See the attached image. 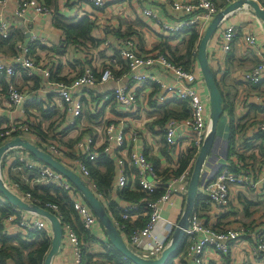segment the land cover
I'll use <instances>...</instances> for the list:
<instances>
[{
    "label": "built area",
    "instance_id": "obj_1",
    "mask_svg": "<svg viewBox=\"0 0 264 264\" xmlns=\"http://www.w3.org/2000/svg\"><path fill=\"white\" fill-rule=\"evenodd\" d=\"M125 1L135 5L140 3V0ZM157 1L170 4L174 14L180 13L177 21L163 22L159 12L152 8L142 9L143 18L160 26L166 35L174 36L181 31L195 29L201 38L214 16L235 0H220L224 4L221 8H218L213 0H193L187 3ZM104 2L92 0L93 6L97 9H101ZM6 6L7 0H0V38L3 40L10 37L13 26L4 17L3 10ZM29 9L36 15L50 18L53 16L50 8L36 0H21L14 15L20 18ZM231 16L220 23L212 37L216 40L214 47L221 53L229 52L238 37L237 25L234 22L226 23ZM253 18L262 29V22L256 17ZM259 35H261L259 31L248 29L241 39L245 49L252 52L259 62L250 70L243 72L239 81L254 86L264 82V46L260 45ZM32 42H18L13 54L7 58L0 50V77L4 79L6 86L5 92L0 90V106L5 98L6 108L13 109L10 119L5 124H0V146L15 137H20L51 155L79 176L101 203L123 241L135 254L143 259L158 258L168 245L180 219V216L173 219L163 218L162 212L168 204L171 211H174L172 204L174 197L183 203L194 161L209 130V99L197 61L193 63L191 69L186 70L174 64L162 53H140L135 38L121 39L117 47L118 57L127 67L130 84L114 87L111 91L101 94L102 99L98 103L92 104L89 94H94L95 87L116 79L114 70H120L117 57L111 56L103 64L77 69L68 75L61 76L59 73L58 77L64 78L63 80L50 81V77L58 68V63L55 64L53 60L57 57L50 55L51 53L42 57L33 56ZM197 50L198 46L192 52L196 60ZM1 56L4 59H1ZM37 75L43 83L36 89L33 88L30 79ZM161 76L170 79V82H165ZM20 77L28 79L30 83L28 89L17 86L16 80ZM141 94H146L148 98L150 96V100L142 103ZM49 95H53L58 101L50 104L48 98L46 99ZM172 100L185 102L189 114L182 119L168 118L162 125L155 124L158 109ZM84 101L88 105L87 111H84ZM37 105L53 112L52 119L55 125L62 123L59 127L60 132L64 128L76 130V134L78 132L70 149L58 144L51 133H48L47 138H42L33 132L34 126L42 123L41 127L47 128L50 123L43 121ZM105 105H114L123 116L116 120L99 117V112ZM250 105L264 110V96L255 95L246 102L242 99L240 106L243 114ZM90 116L96 119L89 120ZM127 119L135 123L127 124ZM150 125H153L152 128ZM255 131L264 135V120L258 122ZM64 135L62 139L66 142L69 136ZM189 151L194 154V158L180 174H176L179 159ZM100 154L111 159L114 164V178L109 194L99 191L96 181L91 176L89 166ZM150 156L163 159L160 163L164 166L157 170L149 161ZM231 160L237 165L236 157H232ZM237 168L239 171L234 172L227 164L224 165L213 178L204 181L201 187V195L222 213H225L229 206L232 186L248 187L255 191L259 187H264V167L261 171L254 172L249 165L239 163ZM3 169L6 170L4 175L1 172ZM0 180L7 190L26 204L37 205L56 216L63 231L61 248L70 249L73 264H83L82 243L71 222L62 223V215L54 203H45L42 207L32 195V192H40L41 188L49 186L62 191L71 203L82 228L93 235L92 232L102 230V226L85 204L80 192L61 173L36 160L29 152L19 147L9 149L2 156ZM129 182L143 194L138 202L128 203L118 197V193L122 192ZM158 192L156 198L152 199L151 196ZM50 194L54 195L53 192ZM110 203L114 204L118 219L108 212ZM7 205H9L7 200L0 194V208L6 210ZM140 219H145V222L143 226L136 227L135 223ZM33 232L43 233L49 241L52 238L48 220L35 213L12 206L10 210L0 213V237H21L27 240L29 234ZM243 237L253 239L252 255L258 264H264V234L239 226L236 228L209 226L201 220L194 209L185 230L186 258L190 264H206L205 254L208 251L227 256L232 244L238 243ZM101 242L105 251L112 248L106 238Z\"/></svg>",
    "mask_w": 264,
    "mask_h": 264
},
{
    "label": "crops",
    "instance_id": "obj_2",
    "mask_svg": "<svg viewBox=\"0 0 264 264\" xmlns=\"http://www.w3.org/2000/svg\"><path fill=\"white\" fill-rule=\"evenodd\" d=\"M40 1V0H36ZM104 5L101 9H97L93 6L92 0H57L56 15L61 19H80L84 16H88L93 24L91 31V38L94 40L93 46L90 44L81 46L76 44L69 46L65 50L60 49L59 54L56 53L58 46L61 44V40L64 36V32L61 28V22L56 21L54 9L53 16H40L33 13L32 9H29L22 17L17 18L14 15L18 4L21 0H7V6L4 8L3 13L6 20H8L12 26L13 32H19L23 35L25 42H32V55L35 57L45 56L47 53L55 55L57 58L53 59L55 64L58 63L60 68V75L71 74L72 71L77 69H84L86 67H95L98 63H105L111 56L118 54L117 47L121 35L125 34L126 31L134 33V37L138 44L140 53L153 54L156 52L162 53L156 50L155 47L161 42L167 43L171 48L179 45L180 39L173 38V36L166 35L160 28V26L154 25L152 22L142 17L143 8L156 9L163 22L175 23L180 13L172 11L170 4L160 3L157 0H140L137 5L125 1V0H104ZM178 2H191L193 0H169ZM218 6L221 5L220 0H214ZM238 1V0H235ZM234 1V2H235ZM256 1L260 7L264 10V0H253ZM41 2V1H40ZM255 16H251L247 8L239 9L227 19L226 23L234 22L238 28V37L231 45V50L227 53H221L219 49L214 47L215 39L210 40L207 46V57L209 64L212 68L213 73L216 75L217 81H223L221 86L225 89V94L229 93L231 97L234 96V110L236 116H242L240 103L242 99L248 101L255 95L264 96V82H262L257 88L253 85L245 84L239 81V77L243 72L250 70L255 66L259 60L253 55L252 52L247 51L242 43V35L245 31L253 30L259 31V42L261 46H264V25L261 23L263 28H259L256 22L253 20ZM139 40V41H138ZM1 53L5 58L11 55V51L7 46L0 47ZM14 50V49H13ZM163 54V53H162ZM166 55V54H164ZM1 56V59L4 57ZM74 62V64L72 63ZM73 66H70V65ZM198 67V65H197ZM199 69V68H198ZM40 84L43 80L38 77ZM165 82H170V79L161 76ZM29 81H25L24 78L20 77L16 80L18 87L29 88ZM130 84L128 78V70L121 73V70L117 71L116 79L102 85L95 87V92L89 94V98L92 104L98 103L102 98L101 94L111 91L118 85ZM142 103L146 100H150L146 94H141ZM50 104L55 103L57 100L53 95L46 97ZM5 98L4 103L0 106V124H5L12 116L13 109L6 108ZM84 111H87L88 105L84 101ZM122 113L114 108V105H105L99 112V117H103L108 120H116L122 117ZM91 117V116H90ZM96 117H91V120ZM90 120V118H89ZM264 120V113L255 114L250 112L246 119L242 122L248 124V122L257 121L256 124L252 125L245 133V138L251 139L255 133V128L258 122ZM51 119L46 121L51 123ZM127 124H134L135 122L127 119ZM62 126V123H61ZM64 136H69V140H73L75 137H70L72 134L75 135L76 130L69 129ZM228 138H229V119L224 113L217 124V129L212 145L210 154L207 156L205 163L202 167L199 194H201V187L204 181L213 178L221 168L227 164L228 155ZM262 145L259 154L255 148L254 151L247 152L245 155L254 153L256 156L255 162H248V165L253 169L254 172L257 170L261 171L264 167V141L258 140L256 147ZM156 158L150 156V158ZM150 161V160H149ZM151 162V161H150ZM163 159H159V170L164 165ZM156 168V167H155ZM259 171V173H260ZM2 174H6V170H1ZM258 173V174H259ZM256 175V174H254ZM185 200V199H184ZM183 202V201H182ZM174 205V211H171L169 204L162 212V217L166 219H173L181 216L182 208H184V202L174 197L172 199ZM203 205V206H202ZM262 208L264 214V187H259L256 191L248 187H236L230 188V201L229 206L225 213H222L220 209L210 204L208 201L200 204L199 217L201 220L212 227L231 226L241 227L240 224L247 225L248 222L255 220L256 216L252 213V209L256 206ZM241 221V222H240ZM243 222V223H242ZM258 224V225H257ZM247 230H254L264 234V218L256 224H251ZM161 232L162 230L159 229ZM94 241L87 242L85 246L89 249L92 254L93 260L97 262L107 263L105 259L106 251L103 248L101 242L102 239L106 238L105 231L95 230L92 232ZM253 239L251 237H243L238 243L232 244L231 249L227 256H221L213 251H208L205 254L206 264H258L257 260L252 255ZM187 254V248L186 253ZM180 258H174L173 262L177 264ZM184 259V257H183ZM187 259V258H186ZM190 264L189 261H187ZM7 264H14L9 261ZM51 264H73V254L67 247H62L58 254L52 259ZM113 264V263H108Z\"/></svg>",
    "mask_w": 264,
    "mask_h": 264
},
{
    "label": "trees",
    "instance_id": "obj_3",
    "mask_svg": "<svg viewBox=\"0 0 264 264\" xmlns=\"http://www.w3.org/2000/svg\"><path fill=\"white\" fill-rule=\"evenodd\" d=\"M46 7L53 8L54 12L56 11L57 0H40ZM214 1V0H213ZM215 2V1H214ZM217 4V3H216ZM224 4L221 2V5L218 8L223 7ZM52 9V10H53ZM55 19L58 22H61V28L64 32V36L61 40V44L58 46L56 53L59 54L60 49L65 50L69 46H74L79 44L81 46L86 47L85 45L90 44L93 46L94 40L91 38V31L94 27L90 18L88 16H84L80 19H61L56 15L55 12ZM134 33L126 31L125 34L121 35L118 33V36L121 38H129L133 36ZM134 37V36H133ZM173 38L180 39L179 45L177 47L171 48L167 43L161 42L159 45L155 47L156 50H159L165 56L168 57L174 64L182 66L186 70L192 68V65L196 60V56L192 54L193 50L198 46L200 35L197 30L195 29H187L181 31L180 33L173 36ZM24 37L19 32L11 31L10 37L8 39H1L0 38V47L7 46L8 49L13 54L15 46L18 42L23 41ZM139 41V40H138ZM33 48L31 47V51ZM115 56V55H114ZM117 62L120 64L121 73L127 70L125 64L120 60L118 54H116ZM74 64V62H72ZM70 66H73L72 64ZM60 68L56 69V72L50 77L53 81L63 80L64 78L58 77L60 73ZM114 74H117V71L114 70ZM214 79L216 81V85L221 93L222 100H223V108L224 113L227 115L229 119V147H228V155H227V165L228 168L234 172H238L239 168L237 165L243 164L248 165V162H255L256 156L254 153L248 154L246 157V153L250 151H254L255 148L259 154H261L260 149L262 145L256 147V143L258 140L262 142L264 141V135H262L259 131H255L252 135L251 139L245 138L246 131L257 121L243 123L242 120L246 119L249 116L250 112H254L256 115L260 113H264L259 107L250 105L249 109L243 114L242 116H236L234 110V103L235 99L234 96L231 97L229 93L225 94L224 87L221 86L223 81H217L216 75L214 73ZM25 81H28L27 78L24 77ZM33 83V88H38L40 85V80L38 75L32 77L30 79ZM260 85V84H259ZM259 85L254 86L257 88ZM6 86L4 79L0 77V90L5 92ZM35 106V105H34ZM37 110L42 116L43 121H48L51 119V123H49L47 128H42L40 125L34 126L32 128L34 133H37L42 138H47L48 133L53 134V138H56L55 141L60 145H65L66 148L70 149L74 143L73 140H68L64 142L62 136L67 133L69 129H65L63 131H59V127L61 125H55V121L53 118V112L49 110H44L41 105H37ZM157 119L155 120V124L162 125L163 122L168 118H177L182 119L185 118L189 114V110L187 104L185 102L179 100H172L164 107H161L156 112ZM91 120V117H90ZM153 125H150L152 128ZM162 143V141H161ZM164 150V149H163ZM243 150V151H241ZM232 157H236L238 159L237 165L231 160ZM194 158V154L189 151L187 155L181 157L179 159V167L176 171V174H180L192 161ZM151 163L158 169L159 166V159L157 158H150ZM91 176L93 180L96 181L99 191L109 194L110 187L114 178V164L111 159L106 157L103 154H100L99 158L90 166ZM50 192H53L54 195H51ZM159 194H155L151 196L152 199L156 198ZM33 198L39 201V204L43 207L45 203L52 202L57 207L59 212L62 215V223L64 222H71L78 238L82 243V262L83 264H132L130 261L124 259L119 253H117L113 248L110 250H106L105 259L107 263L97 262L93 260L92 254L89 252V249L85 246L87 242L94 241L93 235H91L88 231H85L79 220L77 219L72 205L67 199V196L62 191L55 189L53 187H43L40 189V192H32ZM118 197L128 203L138 202L142 197L141 194L136 186L133 187L132 182H129L126 188L118 193ZM207 201V199L198 194L195 201V211L199 214L200 211V204ZM203 206V205H202ZM10 205H7V209L4 210L0 208V213H4L7 210H10ZM108 212L113 214L115 218L118 219V213L115 210V206L113 203H110L108 206ZM145 219H140L138 222L135 223L136 227L143 226ZM127 227L130 225L125 224ZM92 240V241H91ZM50 248V241L45 237L43 233L40 232H33L29 234L27 240H24L21 237H11V238H4L0 237V264H7L9 261H12L14 264H43L45 256ZM187 248V240L184 239L182 245L178 249V251L173 255V257L167 262V264H175L173 262L174 258H180L177 264H188V260L186 259L185 253ZM184 257V259H183Z\"/></svg>",
    "mask_w": 264,
    "mask_h": 264
},
{
    "label": "water",
    "instance_id": "obj_4",
    "mask_svg": "<svg viewBox=\"0 0 264 264\" xmlns=\"http://www.w3.org/2000/svg\"><path fill=\"white\" fill-rule=\"evenodd\" d=\"M243 8H247L250 14L259 19L264 25V10L256 1L238 0L231 3L227 7L221 9L214 16V18L208 24L202 37L199 40L197 50V65L209 99V130L192 167V172L184 200V208L182 210L180 219L177 223V226L171 236L168 245L158 258L143 259L137 254H135L123 241L121 235L113 226L111 219L107 215L101 203L94 197L92 192L88 190V188L86 187L84 182L79 178V176H77L75 173L67 169L60 162L55 160L51 155L40 150L37 146L33 145L26 139L15 137L11 141H8L4 145L0 146V160L2 156L9 149L12 148L19 147L29 152L36 160L49 166L54 171L61 173L80 192L85 204L89 207L91 212L94 214V216L97 218V220L103 227L107 241L110 243L111 247L124 259L130 261L132 264H167V262L178 251L185 239V230L188 228L189 220L193 215L196 197L199 193L202 167L212 149L218 121L220 117L224 114L222 96L216 85L214 73L208 61L207 46L212 37L214 36L215 32L217 31L220 23H222L224 19L232 15L237 10ZM0 194L5 197L10 206L16 207L19 210L25 212L35 213L48 220L52 229V238L50 240V248L45 256L43 264H51L52 259L58 254L61 249L63 237L61 224L56 218V216L37 205L26 204L19 197L7 190L1 180Z\"/></svg>",
    "mask_w": 264,
    "mask_h": 264
},
{
    "label": "rangeland",
    "instance_id": "obj_5",
    "mask_svg": "<svg viewBox=\"0 0 264 264\" xmlns=\"http://www.w3.org/2000/svg\"><path fill=\"white\" fill-rule=\"evenodd\" d=\"M114 108H115V107H114ZM77 135H78V132H77V134H76V132H75V135L72 134L70 137H76ZM183 202H184V200H183ZM182 210H183V208H182ZM251 211H252V213H254V215L256 216L255 220H253V221H251V222H248L247 225H245V223L242 224V225L240 224L241 228L249 229L251 224H256V223L260 222V220H261L262 218H264V214L262 213V208L260 207V205H259V206H256V207L253 208ZM240 222H241V221H240ZM242 223H243V222H242ZM257 225H258V224H257Z\"/></svg>",
    "mask_w": 264,
    "mask_h": 264
}]
</instances>
